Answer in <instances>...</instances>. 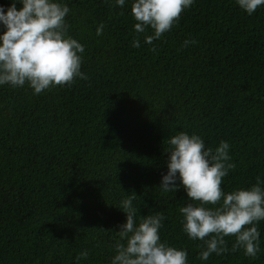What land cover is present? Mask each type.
Instances as JSON below:
<instances>
[{"label":"trees","instance_id":"1","mask_svg":"<svg viewBox=\"0 0 264 264\" xmlns=\"http://www.w3.org/2000/svg\"><path fill=\"white\" fill-rule=\"evenodd\" d=\"M59 2L88 79L40 94L28 82L0 85V264H112L127 221L121 202L133 192L137 225L163 213L161 242L186 250L187 264H264V221L257 258L239 249L204 261L179 211L198 202L182 186L160 189L180 132L199 135L205 150L229 143L236 167L225 193L264 181V5L248 15L237 0H194L147 44L154 30L135 31L134 0ZM12 3L0 0L5 12ZM225 239L231 249L235 237Z\"/></svg>","mask_w":264,"mask_h":264},{"label":"clouds","instance_id":"2","mask_svg":"<svg viewBox=\"0 0 264 264\" xmlns=\"http://www.w3.org/2000/svg\"><path fill=\"white\" fill-rule=\"evenodd\" d=\"M19 2L23 5L19 10L16 0L6 12L0 6V23L6 29L0 35V85L22 87L28 82L35 94H40L53 86H70L77 77L87 80L81 72L82 56L78 55L84 52V46L68 35L65 17L69 7L59 0ZM193 3L194 0H134L131 12L137 21L135 31L145 33L148 27L154 30L152 35L145 36V43L152 44L170 31ZM117 4L122 7L125 0H117ZM237 4L252 15L264 5V0H237ZM103 27L101 24L97 35L102 34ZM191 43L194 41L186 40L183 46ZM132 47H140L139 39L132 41ZM151 50L156 51L155 47ZM168 143V172L160 189L177 191L182 186L188 199L198 202L179 211L184 217L183 231L190 239L203 242L199 259L207 261L213 253L222 255L239 249H243L245 256L257 258L261 234L256 225L264 221V181L257 177L250 188L225 193L223 178L236 167L230 162L228 142L221 141L215 150H205L199 135L180 132ZM178 178L180 185L176 183ZM135 199L133 192L121 202L120 209L126 213L127 221L118 231L120 239L114 245L112 264H187L186 250L161 242L159 230L166 219L163 213L147 215L137 225ZM226 237H235L231 249ZM87 256L85 251L76 259Z\"/></svg>","mask_w":264,"mask_h":264}]
</instances>
